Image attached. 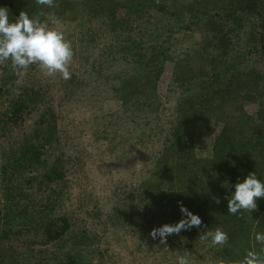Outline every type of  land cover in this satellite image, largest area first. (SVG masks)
Wrapping results in <instances>:
<instances>
[{
    "label": "rangeland",
    "instance_id": "374dc122",
    "mask_svg": "<svg viewBox=\"0 0 264 264\" xmlns=\"http://www.w3.org/2000/svg\"><path fill=\"white\" fill-rule=\"evenodd\" d=\"M64 1L70 4L62 15H55V27L73 50L70 79L64 80L59 73L45 75L35 64L20 74L10 61L0 64V264H176L181 255H187L190 264H233L235 251L258 250L259 244L244 237L209 247L210 240L201 235L212 229L181 231L167 237L166 244L149 235L154 227L181 219L178 202H187L169 197L171 186L179 192L184 183L173 184L169 174L162 179L155 168L178 120L177 99L196 89L191 87L195 82L181 85L175 79L176 69L182 68H177L178 63L188 59L190 63L185 64L197 70L209 58L216 74L227 70L229 64L223 65V59L232 56V66L257 69L264 81V55L255 38L258 20L244 16V21L241 16L246 27L228 26L226 55L220 59L206 47L202 24L187 27L192 23L189 13L179 23L178 13L171 12L196 7L205 0H158L167 8L151 5L138 19L133 10L121 6L117 17L140 26L122 34L112 33L106 17L89 11L94 0L87 5L86 0ZM212 1L206 11L214 17L221 14L218 6L225 0ZM195 9L199 11L194 10V16L202 10L199 5ZM40 19L46 20V16ZM129 37L144 40L147 47L155 38L165 44L163 56L167 59L148 100L132 95L134 87L125 92L117 89L137 75L148 79V71L139 70L141 58L135 62V53L123 56L127 53L124 39ZM229 74L233 72L226 71L225 77ZM17 102H25L26 108L14 118L10 114ZM257 109L256 103L235 99L221 111L195 120L189 128L195 156L212 158L224 123L256 119ZM47 131L53 140L41 144ZM26 141L40 144V160L21 155ZM54 168L58 170L53 179H43ZM246 214L249 221L252 214L264 215V198ZM62 218L69 224L66 233L57 240L49 239L42 226L48 221L60 226ZM227 245L231 254L220 255Z\"/></svg>",
    "mask_w": 264,
    "mask_h": 264
},
{
    "label": "trees",
    "instance_id": "16d2710c",
    "mask_svg": "<svg viewBox=\"0 0 264 264\" xmlns=\"http://www.w3.org/2000/svg\"><path fill=\"white\" fill-rule=\"evenodd\" d=\"M213 2L212 0L201 1L200 4L197 2L202 10L195 16L193 13L194 10L199 11V8L195 9L198 5L181 12L173 8L171 12L175 15L178 13L176 21L179 23L183 21L182 17L186 12L189 13L192 23L187 27L192 26V24H202L204 28L203 35L206 36V47H211L215 51L216 57L220 59L226 55L224 42H226V38L229 39L230 28L228 29V26L232 24V28L239 27L243 29L246 26H243L241 16H243L244 21H246L244 16H249L253 20L256 18L258 20L256 28L259 32L255 38L258 50H260L261 55H264V0H225L222 6H218L221 7L219 12L221 14H213L214 17L207 15L206 11ZM67 3L70 4V2H63V0H55L54 7L49 9L38 6L35 0H0V7H7L9 19L14 21L20 11L28 13L29 16H36L39 13V18L42 17V11L44 13L51 11L60 16L63 14V9L67 7ZM88 3L89 0L84 2L86 5ZM151 5L157 6L160 10H164V7L167 8L165 4L160 3L158 0H127L125 5L116 0H94L91 3V8L89 7V11L96 17H106L105 20L107 19L106 21L109 23L108 26L112 33L119 34L120 32L122 34L125 30L131 32L137 27L140 28V26L137 23L132 24L131 20H120L117 17L118 8L125 6L126 9L133 10L136 19H138L139 15L147 13ZM223 18H225L224 21ZM160 23L166 26V23ZM222 32L225 33L222 34ZM124 41H126L127 53L122 51L125 53L123 56L126 58L128 53H133V55L135 53L137 55L135 62H138L141 58L139 70H147L146 76L148 79H139L137 75L134 78L125 80L123 85H120L117 89H122L125 92L134 87L131 90L132 95H139L145 100L151 99L152 88L162 74L164 60L167 59L163 56L165 44L164 42L159 43L156 38L150 40L148 47L144 40H140V38L136 40L129 37ZM141 42H143V45ZM112 51L114 54V50ZM206 60L207 63H203L204 65H201L197 70H194L193 66L185 64L190 63L188 59L178 63L177 68H182L180 70L176 69L175 79L181 85L186 82H190V84L195 82L196 84H191V87L196 89L191 95L188 93L186 96L184 95L185 98L180 96L177 99L178 120L171 130L169 145L165 146L162 156L158 158L155 164V168L162 179H164V175L169 174L171 177L169 178L170 182L173 181V184H178L181 181L184 183L179 186L182 189L179 192H174L175 187L171 186L169 197L176 196L179 197V200L187 199V207L192 212L199 214L202 219L201 229L214 230V228H221L228 235L227 243L232 242L233 239L239 240V237H244L248 240L247 242L254 241L257 244L254 237L256 232H264V215L252 214V222L247 220L248 216L244 210L236 215H230L227 211L226 197H229L231 192L234 191L236 182L238 180L242 181L248 173L256 172L257 176L258 174L264 176L263 77L257 69L243 70L238 66H232V56L230 60L228 56L223 59V62L221 60L223 65H229L226 67L227 70L220 69L216 71V74L212 72L213 63L209 61V58H206ZM228 70L232 71L233 74H229L230 76L226 78L225 72ZM215 75L218 77L217 79L214 78ZM223 78L225 80H219ZM136 80L139 82L137 81L135 87L133 85ZM197 80L198 82H196ZM1 91L0 89V93ZM235 99L256 103L258 107L256 119L248 117L234 123L225 122L213 145L212 158L196 157L194 154L193 133L189 128L192 127L195 120L205 113L210 114L221 111L225 105ZM24 108H26L25 102H17L10 116H14V118L21 116ZM51 117L54 118V115L51 114ZM41 121V124H44L45 118H42ZM52 140L51 131H47L40 143H51ZM25 143V152L21 155L31 154L40 160L43 155L40 144L38 147L28 141ZM57 170V168H54L43 174V179L51 181L53 179L52 174L57 173ZM258 177L260 178V176ZM216 198H219V204L215 202ZM61 221L60 226H56L53 221L44 223L42 229L49 239L57 240L66 233L69 228L68 221L64 218ZM224 252H226V255L231 254L229 245L221 250L220 255H223ZM243 256L242 252L235 251L231 257L232 263L239 264L240 258Z\"/></svg>",
    "mask_w": 264,
    "mask_h": 264
},
{
    "label": "clouds",
    "instance_id": "9594fccd",
    "mask_svg": "<svg viewBox=\"0 0 264 264\" xmlns=\"http://www.w3.org/2000/svg\"><path fill=\"white\" fill-rule=\"evenodd\" d=\"M42 8L54 7L55 0H35ZM46 20L38 16H29L20 11L14 21L9 19L7 7H0V64L11 62L16 74H20L30 65H38L45 75L52 76L59 73L64 80L71 78L69 66L73 58L71 44L65 39L64 33L58 30L57 17L54 13H44ZM264 198V179L256 172L248 173L242 181L238 180L227 199V211L236 215L241 210L251 212L257 208V200ZM217 204L219 198L215 199ZM181 219L175 223H165L154 227L149 235L153 240L159 238L160 244H166L167 237L181 231L199 229L202 219L199 214L192 212L182 202H178ZM202 239L210 240L209 247L224 245L228 235L220 228L205 231ZM255 241L260 245L258 250L248 249L239 264H264V232L255 233ZM176 264H190L187 255L177 256Z\"/></svg>",
    "mask_w": 264,
    "mask_h": 264
}]
</instances>
